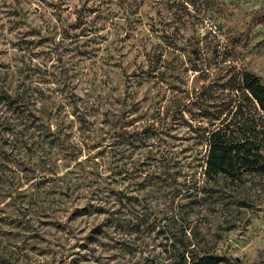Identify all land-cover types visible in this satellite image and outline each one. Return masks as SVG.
Returning <instances> with one entry per match:
<instances>
[{
  "label": "rangeland",
  "instance_id": "1",
  "mask_svg": "<svg viewBox=\"0 0 264 264\" xmlns=\"http://www.w3.org/2000/svg\"><path fill=\"white\" fill-rule=\"evenodd\" d=\"M204 36L264 84V0H0V264H264V176L208 183L171 117Z\"/></svg>",
  "mask_w": 264,
  "mask_h": 264
},
{
  "label": "trees",
  "instance_id": "2",
  "mask_svg": "<svg viewBox=\"0 0 264 264\" xmlns=\"http://www.w3.org/2000/svg\"><path fill=\"white\" fill-rule=\"evenodd\" d=\"M208 38L200 39L205 48L195 43L191 51L195 61L191 69L204 75L203 83L185 90L186 102L170 111L172 119L179 118L196 143L205 146L201 157L205 180L221 177L224 184L219 188L224 189L248 176H264V84L238 63L232 40V46L226 41L209 46ZM169 251L166 264H238L226 255L198 250L191 241L176 244L175 236Z\"/></svg>",
  "mask_w": 264,
  "mask_h": 264
}]
</instances>
